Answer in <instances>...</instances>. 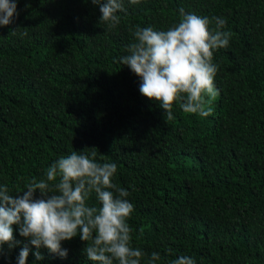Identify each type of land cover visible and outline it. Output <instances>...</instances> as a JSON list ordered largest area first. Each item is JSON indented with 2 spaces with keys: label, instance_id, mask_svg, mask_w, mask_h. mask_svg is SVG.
<instances>
[{
  "label": "trees",
  "instance_id": "1",
  "mask_svg": "<svg viewBox=\"0 0 264 264\" xmlns=\"http://www.w3.org/2000/svg\"><path fill=\"white\" fill-rule=\"evenodd\" d=\"M15 2L18 16L0 26V186L23 195L58 158L95 151L98 162L116 163L113 183L130 193L141 264L152 252L160 254L154 264L181 255L196 264H264V0H124L127 15L111 31L92 0ZM180 8L224 18L232 35L213 55L212 114L174 105L168 120L118 61L130 28L167 30ZM88 203L99 206L95 194ZM12 227L19 243L0 246V264H18L26 244V264H96L79 235L61 242L66 257L41 247L36 260Z\"/></svg>",
  "mask_w": 264,
  "mask_h": 264
},
{
  "label": "clouds",
  "instance_id": "2",
  "mask_svg": "<svg viewBox=\"0 0 264 264\" xmlns=\"http://www.w3.org/2000/svg\"><path fill=\"white\" fill-rule=\"evenodd\" d=\"M92 3L99 6V22L109 31L121 23L120 13L127 15L124 0ZM128 3L138 5L141 0ZM16 9L15 0H0V26L13 23L18 16ZM179 17L178 23L167 30L139 25L130 28L132 41L118 62L140 78L139 92L158 102L168 120L174 119V105L184 113L207 117L219 95L214 85L217 65L213 55L228 46L232 34L223 30L226 21L221 17L185 13L183 8ZM116 172V163L98 162L95 151H72L50 164L44 178L32 177L16 193L23 195H12L7 185L0 186V246L7 244L11 249L19 243L13 237L12 226L17 225L19 235L37 249L36 260L43 259L41 247L66 257L67 249L61 242L79 235L86 242L84 255L96 264H141L146 253L132 246L133 229L128 223L134 206L127 199L130 193L113 183ZM37 192L39 197L34 198ZM93 194L99 206L88 203ZM28 255L26 244L19 252L18 264H26ZM158 260L160 254L152 252L147 264ZM171 264L196 261L181 255Z\"/></svg>",
  "mask_w": 264,
  "mask_h": 264
}]
</instances>
